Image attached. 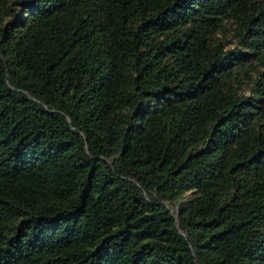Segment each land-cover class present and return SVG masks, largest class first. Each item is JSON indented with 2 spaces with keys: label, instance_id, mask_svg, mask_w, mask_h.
<instances>
[{
  "label": "trees",
  "instance_id": "obj_1",
  "mask_svg": "<svg viewBox=\"0 0 264 264\" xmlns=\"http://www.w3.org/2000/svg\"><path fill=\"white\" fill-rule=\"evenodd\" d=\"M0 264H264V0H0Z\"/></svg>",
  "mask_w": 264,
  "mask_h": 264
}]
</instances>
